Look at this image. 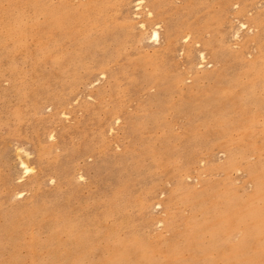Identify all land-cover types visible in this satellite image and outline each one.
<instances>
[{"label":"rangeland","instance_id":"374dc122","mask_svg":"<svg viewBox=\"0 0 264 264\" xmlns=\"http://www.w3.org/2000/svg\"><path fill=\"white\" fill-rule=\"evenodd\" d=\"M0 264H264V0H0Z\"/></svg>","mask_w":264,"mask_h":264},{"label":"bare ground","instance_id":"6f19581e","mask_svg":"<svg viewBox=\"0 0 264 264\" xmlns=\"http://www.w3.org/2000/svg\"><path fill=\"white\" fill-rule=\"evenodd\" d=\"M158 27V26H157ZM244 27V26H243ZM153 34H154V38L156 39V38H158V32L157 31H154L153 32ZM218 43H219V41H218ZM199 47H201V45H199ZM199 58H200V60H201V62L202 63H206L207 62V56L201 51L199 54ZM205 66H203V65H201L199 68H204ZM21 163V162H20ZM27 163V162H26ZM21 167L23 168V170H24V168H25V170H26V173H29L30 171H31V169H29L27 166H26V164L24 163V162H22L21 163ZM29 166V165H28ZM33 170V169H32Z\"/></svg>","mask_w":264,"mask_h":264}]
</instances>
